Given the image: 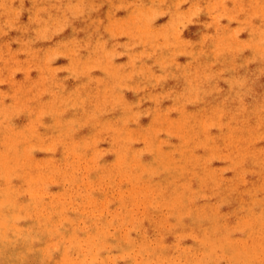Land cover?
I'll list each match as a JSON object with an SVG mask.
<instances>
[{"label": "bare ground", "instance_id": "obj_1", "mask_svg": "<svg viewBox=\"0 0 264 264\" xmlns=\"http://www.w3.org/2000/svg\"><path fill=\"white\" fill-rule=\"evenodd\" d=\"M51 1H55V7L63 10L60 11L62 17L74 14L75 5L80 6V3L86 6V10L91 7L89 0H72L73 3L68 6L66 1L69 0ZM116 1L112 0V3ZM135 1L146 18L158 10H166L164 24L157 26L140 17L136 11L131 12V9L123 16L114 12L120 24L116 33L101 28L96 19L90 24L86 23L78 34L86 41L95 38V48L105 59L99 60L102 63L87 54L76 57L66 43L68 40H62L67 31L57 37L64 49L60 50L61 54L63 52V66L56 71L58 75H73L76 90L67 87L61 80L53 81V90L48 91L46 96H55L60 87L66 89L60 90L59 95L66 99L63 101L67 104L68 112L73 108L86 109L87 115H93L87 118V124L91 125L85 137L71 131L73 135L60 141L57 148L54 143L61 139L65 129L48 139L45 147L49 150L43 155V160L29 163L30 166L23 173L29 172L21 174L26 180L24 202L15 210V201L7 200L8 216L4 218L24 219L27 227L36 225L53 234L57 227L61 228L63 232L57 236V241L61 248L59 258L65 264H83L88 256L96 264H106L108 256H97L103 246L93 250L91 244L95 236L106 241L105 233L109 227L121 224L119 227L128 225L129 228L119 241L115 239L114 242L121 245L127 239L129 246L121 247L126 255L133 244L140 240L143 245H140L139 252L144 264H218L221 261L229 264H264V0H175L172 4H166V0ZM37 2L41 3L40 0ZM35 6V0H23L21 9L29 17L23 34L41 30V35L46 36L50 33L47 30L53 29L55 23L46 18L35 21ZM135 21L139 23L134 24ZM179 23H183L182 30L178 27ZM193 24L196 30L190 35L189 27ZM197 48L201 51L198 55L195 52ZM119 53L125 54L126 65L118 59L113 61ZM44 68L43 64L38 66L39 74ZM171 69H175L176 73L171 74ZM31 83L33 81L23 89L28 95L23 94V100L18 98L11 111L27 117L30 122L26 128L31 121H39L48 131L54 119L50 108L58 104V99L55 97L52 104L38 97L36 101L33 98L31 102L21 104L28 99L33 87L41 89L42 84ZM167 85L171 87L170 91H166ZM142 90H146L143 92L146 94ZM127 91L129 96H126ZM140 98L142 100L139 101ZM118 102L124 103L126 112L134 108L137 102H142L136 119L144 117L148 126L141 128L138 126L140 121L125 120L122 114L116 113L112 106ZM145 103L151 104L145 106ZM36 105L43 110L41 116L30 113ZM6 110L0 104V117ZM178 112H183L181 115L187 117L184 129L178 134L179 139L175 144L163 145V138L154 136L158 129L152 124L157 117ZM113 116H117L118 125L111 122ZM75 117L78 116L74 114L66 118L62 115L61 125L76 129L78 118ZM15 119V116L11 117L12 121ZM246 129L252 131H248L247 136ZM23 130V126H7L0 120V141L9 146L7 153L13 152L17 156L18 151L31 149L35 140L45 134L38 133L35 127L25 132ZM144 132L148 135L147 152L152 169L146 164L137 170L134 162L140 156L139 151L131 146L129 140L138 138ZM206 133L209 136L231 134V139L241 145L238 150L243 152H225L221 143L209 146L204 138ZM165 134L175 135L170 129ZM9 135L23 136L15 138ZM102 139L107 140L104 148L96 144ZM175 154L179 155V159L171 163V157ZM21 159H27V155ZM205 159L224 163L233 175H243L246 164L254 169L252 174L240 181L238 176L233 192L223 196V203L231 213L228 225L223 227L222 223L218 225L208 221L206 201L199 205L200 211L192 213L201 215L203 212L201 217L206 219H202L201 226L205 235L198 243L206 247L201 257L196 246L197 249L192 250L180 248L177 255L164 252V255L159 257L155 254L157 257H154V254H150L153 243L149 238L155 228L149 225L153 210H144L139 216L133 215L130 208L133 199L131 193L127 195L129 192L126 188L129 186H125L124 180H133L135 184L132 188L139 190L142 185L140 181H145L147 175L162 164L164 169L167 166V171L158 179L162 191H168L173 179L182 178L183 172L196 170L195 182L200 191L211 195L219 192L222 195L221 188L224 186L218 180L219 173L217 169L208 170V165L201 163ZM146 182L151 183L152 180ZM48 185L52 186L51 190ZM245 186L250 188V192L244 198H239L237 192ZM102 188L115 189L117 195L106 194ZM157 204L158 207L160 204ZM220 216H224V213H220ZM197 220V217H189V226L196 228ZM52 221L62 227H54ZM0 225L4 227V224ZM189 226L184 221L173 224V228L182 234L187 233ZM88 227L93 233L87 232ZM141 228L146 234L138 237L137 232ZM212 230L216 232L214 235ZM154 240L163 247L167 245L164 240ZM40 248H45V245Z\"/></svg>", "mask_w": 264, "mask_h": 264}, {"label": "rangeland", "instance_id": "obj_2", "mask_svg": "<svg viewBox=\"0 0 264 264\" xmlns=\"http://www.w3.org/2000/svg\"><path fill=\"white\" fill-rule=\"evenodd\" d=\"M14 1L15 0H0V104H3L7 109L6 113L1 115L0 120L4 125L7 124V126H23V129L25 128V130H23L24 132L30 127H35L38 133L45 134H42V138L39 137L35 140L36 143L31 149L25 148L24 151H18L17 156H14L13 152L7 153L9 146H6L3 141H0V224H4V227L0 225V264H65V262L62 261V258H59L61 248L57 241V236H61L60 233L63 232L61 228L57 227L56 233L53 234L46 232V228L38 227L36 225L27 227V222L24 219L19 221L15 218L13 220L11 218L9 220L4 218L8 216V210L6 209L5 204L7 200L13 199L15 201L13 206L15 210L18 209L20 204L24 202V185L26 180L23 179L21 174L26 175L29 172L27 171V173H23V171L27 169L28 166H30L29 163L41 162L43 160V155L49 150V148H46L47 144L49 143L48 139L59 133L61 129H65V133L62 134L61 139L54 143L55 147L57 148L59 147L60 141H65L66 138H69L73 135L71 131L75 132V135L79 134L80 136L84 135L85 137V135L88 133V128L91 125L87 124L89 121L87 118L93 115H87L86 109L73 108L68 112L67 104L63 101V99H65L64 96L61 97L59 95L60 90L66 89L60 87V90L54 93L55 96L52 97L51 95L49 98L46 96L48 91L53 90V85L55 84L53 81L58 82L61 80L67 87L71 88L72 90H76V79L73 77V75H58V72L56 71L57 68H61L63 66V52L61 54L60 50L64 49L62 44L59 43L60 40L57 37L67 31L66 36H64L62 40H68L66 43L69 45V49L73 50V53L76 54V57L87 54L92 56L99 63H102L99 60L105 59L99 53L98 49L95 48V41H93L95 38L92 37L86 41L83 36L78 34V32L83 29V25L86 23L90 24L96 19V21H99V26L101 28H104L108 32L116 33L120 27V24L118 18H115L114 12L117 11L120 16H123L125 13L130 11L129 9H131V12L136 11L135 13H139L140 17H143L144 14H141L143 12L138 10V7L140 6H138L139 4H137L135 0L132 2L129 0H118L114 4L112 3V0L109 3L108 0H89L91 7H87L88 10H86V6L80 3V6L75 5L74 14H66L64 17H62V12L60 11L63 10H59L58 7H55V1L52 2L51 0H40L41 3H39L37 0H35L36 14L33 16L35 21L40 20L41 18L49 19L51 23H55L52 27L55 29L47 30L50 31V33H48L46 36L41 35V30H35L34 32L28 31V33L24 35L23 32L28 25V13L21 9L23 0ZM172 1L174 2L175 0H166V4H172ZM72 3V0L66 1L67 6ZM82 6L83 8L81 9ZM44 7H47L48 9L44 10ZM145 18L146 17H143V19ZM165 18L166 10L161 9L155 14L148 16L145 20L160 26L164 24ZM138 23V21L134 22V24ZM183 23L186 24V20H184ZM183 23L178 24V27L181 28V30L183 28ZM189 29L190 35H193L196 30L195 24L190 26ZM195 52L198 55L201 51L199 48H197ZM17 59L19 61L16 62ZM117 59L118 61H122L123 65H126L124 62V53H119L113 58V61H116ZM177 63H179L178 58ZM42 64L45 66V68L42 70V73L39 74L38 66ZM170 72L171 74H174L176 73V70L171 69ZM44 76H46V79ZM31 81H33L31 84H42L40 86L41 89L36 90V88L33 87L30 90L28 99L21 104H27L28 102H31V99L33 98V100L36 101L38 97L40 99H45L46 103L49 102L52 104L55 97L58 99V104H54L55 107L52 105L53 107L50 108L51 116H54V119L52 120L48 131L45 130L42 124L38 123L39 121H31L30 125H28V128H26L25 126L28 124V122H30L27 117L22 113H13L11 111L12 106L17 104L18 98L19 100H23L21 99V96L23 94L28 95L27 92H23V89L26 88L25 85L30 84ZM39 81H42L43 83H40ZM170 90L171 87L167 85L166 91ZM143 92H146V90H142V93ZM31 95L32 97H30ZM129 95L130 93L127 91L126 96ZM140 100H142V98H140L139 101ZM149 104L151 103H145L144 105L149 106ZM142 106V102H137L134 108L126 112L124 103L118 102L116 105H113L112 108L116 111V113L122 114L125 120L132 122L140 121L138 126L145 128L148 126L146 119L144 117H138L136 119L138 115L137 111ZM30 113L40 114L41 116L43 114V110L36 105L30 110ZM182 113L183 112L170 113V115H167V117H157L155 122H153V127L156 128V130L158 129L154 136L163 138V145L168 146L170 144H175L177 142L176 140L179 139L178 134L182 133L181 131L184 129V123L187 120V117L181 115ZM74 114L78 116L75 117L78 118V120L75 122L76 129L61 125L63 122L62 115L67 118L74 116ZM13 116L16 118L14 121L11 120V117ZM111 122L114 125H118L117 116H113L111 118ZM233 128H236V126ZM169 129L172 130V133L175 134V137L165 134L166 130ZM147 131L148 130H146V132ZM162 131L164 132L160 133ZM248 131L250 133L252 132L249 129H246V136L248 135ZM146 132L138 135V138L134 137L129 140L131 146L135 148V150L139 151L140 156H138L136 158L137 161L134 162V166L137 170H140L139 168L146 164L152 169L151 164H149L151 158L147 152L149 149V141L147 139L148 135H146ZM23 135L9 136L18 138L19 136ZM204 138L208 142L209 146L221 143L223 145L222 149L225 152H243V150H238L241 148V145H239L238 142L232 140L231 134L229 133L228 135L224 136H209L208 133H206ZM106 143L107 140L102 139L98 140L96 144L101 146V148H104ZM14 147L17 148L16 146ZM17 149H19V147ZM23 155H27V159L22 160L21 157ZM184 156L186 157L187 154L184 153ZM178 159L179 155L175 154L171 157L170 161L171 163H176ZM92 162L97 161L92 160ZM201 163L204 165L207 164L208 170L211 169L216 171L217 169L219 173L218 180L220 179L222 181L221 186H224V188H221L223 191L222 195H220L219 192L215 194L212 193L211 195L200 191L197 188L195 182L196 170L183 172L182 178L175 177L173 179V183L171 184L168 191H162L158 179H160L162 174L167 171V166L165 165L164 169V165L162 164H160L159 168L151 171L147 175L145 181H140V183L138 182L139 184H142L139 190L132 188V185L135 184L133 180H124L125 186H129V188H126V190L129 192L127 195L131 193V197L133 199L131 202L132 206L130 207L133 215L137 214V216H139L144 210H153L150 216L151 220L149 225L151 227L155 226V228L150 233L149 238L152 239L153 243L151 244L153 246L150 254H154V257H157L155 254L160 257L164 255V252L165 254L167 252H173L177 255L179 254L178 251L180 248H187L189 250L198 248L197 250L200 251L201 257L206 247L198 245V243L200 241L199 239L203 238L205 235V233H202L201 231V226L202 221L206 219L201 217V215L204 214L203 212H201V215H193L192 213H195L197 210H199V208H201L199 205L208 201L206 202L208 203V208L205 210L209 212V214L206 215L207 219H209L208 221L217 223L218 225L222 223L223 227H226L228 225L227 221L231 213L230 209L223 203V196L226 195V193L229 194L233 192L234 184L236 185V182L240 181L246 175L250 173L252 174L254 170L251 165L246 164L244 165L245 167H243V175H233L232 171L228 170L225 167L226 165H224L222 162L205 159ZM183 166L185 167V165ZM238 176H240V179L236 181L235 179H237ZM147 180H152V182L148 183L146 182ZM218 180L217 184H219ZM246 180L245 182H247ZM47 187L50 190L52 189L51 185H48ZM214 187H216V185ZM102 189L106 194L111 195L116 193L117 195V191L115 189ZM241 189L242 190L237 192V195L239 198H244L249 194L250 188L245 186ZM135 191H137V193H135ZM156 201L160 204L158 207ZM210 209L212 212H210ZM220 213H224V216L221 217ZM184 214L188 215L183 216ZM107 216L110 218L109 214H107ZM189 217H197V219H199L196 222V228H191V226H189ZM233 220L236 221V219ZM182 221L186 222L187 226H189V229L185 234L177 232V230L173 228V224H177ZM58 224V222H53L54 227H62ZM119 226L109 227L105 233V239L107 238L106 241H103L99 237L95 236L91 244V249L95 250L99 248L100 245L103 246L102 249L97 253V256L99 257L101 254L108 256V262L106 264H144L141 262L142 257L141 253L139 252L141 249L140 245H143L140 240H137V242L133 244V246L129 249V254L126 255H124V251L122 252L121 247L129 246L127 239L124 240V244L121 245L118 242H114L115 239L119 241L125 231H127L129 228L128 225H124L122 227ZM87 232L93 233L89 227L87 228ZM215 233V230H212V234L214 235ZM137 234L138 237H140L146 234V232H144V230L141 228ZM157 238L166 241L167 245L163 247L160 244H156L154 239ZM41 245H45V248H40ZM195 246L197 248H195ZM145 256L146 258L148 257L147 254H145ZM74 261L76 263L78 262L76 258ZM83 264H96V262L90 256H88L86 257ZM146 264L149 263L147 262ZM218 264L229 263H227V261L226 263L221 261Z\"/></svg>", "mask_w": 264, "mask_h": 264}]
</instances>
